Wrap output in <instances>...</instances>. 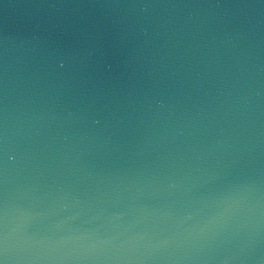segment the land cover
Returning <instances> with one entry per match:
<instances>
[{
    "label": "clouds",
    "instance_id": "1",
    "mask_svg": "<svg viewBox=\"0 0 264 264\" xmlns=\"http://www.w3.org/2000/svg\"><path fill=\"white\" fill-rule=\"evenodd\" d=\"M216 8L171 30L210 39L157 80L167 94L84 80L58 40L11 78L0 264H264V0ZM38 47L12 44V63Z\"/></svg>",
    "mask_w": 264,
    "mask_h": 264
},
{
    "label": "water",
    "instance_id": "2",
    "mask_svg": "<svg viewBox=\"0 0 264 264\" xmlns=\"http://www.w3.org/2000/svg\"><path fill=\"white\" fill-rule=\"evenodd\" d=\"M241 2L245 0H0V107L6 102L11 78L31 76L40 66L39 48L57 40L83 53L84 80L119 85L125 91L151 89L167 94L172 89L166 91L157 80L166 78L181 57L185 67L194 65L210 39L208 33L191 39L192 21L176 35L171 30L185 22L189 11H221L216 5ZM141 4L154 7L141 12ZM171 5L177 7H166ZM165 13H177L178 20L165 23ZM21 41L39 47L13 64L11 45ZM197 44L201 47L194 53Z\"/></svg>",
    "mask_w": 264,
    "mask_h": 264
}]
</instances>
